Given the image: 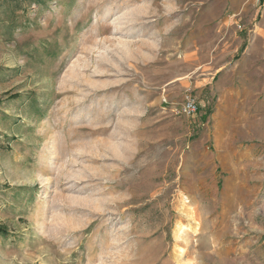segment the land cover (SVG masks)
<instances>
[{"label": "rangeland", "instance_id": "1", "mask_svg": "<svg viewBox=\"0 0 264 264\" xmlns=\"http://www.w3.org/2000/svg\"><path fill=\"white\" fill-rule=\"evenodd\" d=\"M0 264H264V0H0Z\"/></svg>", "mask_w": 264, "mask_h": 264}, {"label": "built area", "instance_id": "2", "mask_svg": "<svg viewBox=\"0 0 264 264\" xmlns=\"http://www.w3.org/2000/svg\"><path fill=\"white\" fill-rule=\"evenodd\" d=\"M198 110L196 101L188 94L185 96L181 107V113L186 116H193Z\"/></svg>", "mask_w": 264, "mask_h": 264}]
</instances>
